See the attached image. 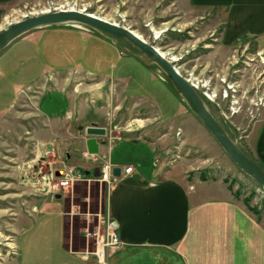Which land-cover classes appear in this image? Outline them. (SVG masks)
<instances>
[{
    "label": "rangeland",
    "instance_id": "obj_1",
    "mask_svg": "<svg viewBox=\"0 0 264 264\" xmlns=\"http://www.w3.org/2000/svg\"><path fill=\"white\" fill-rule=\"evenodd\" d=\"M61 7L91 13L139 33L149 45L166 54V59L184 78L197 86L196 90L206 98L209 110L225 127L231 138L245 153L252 155L255 132L264 121V41L246 37L227 48H221L219 37L222 27L213 31L215 18L212 19V15H207L209 12L204 10L198 12L185 10L181 4H177V0H27L0 14V32L25 17L41 14L46 9H50L51 12L59 11ZM74 28L93 32L89 28L77 25ZM16 41L1 53V59L7 55V61H10L11 56L13 58L19 56L15 52L18 45H23L25 51L36 47V42L32 40L26 45L24 39L15 44ZM78 41L83 45L90 43L78 37L68 40V43L73 48ZM56 43L57 46L62 44L66 46L64 39L60 41L58 39L54 42ZM118 48L125 58L119 57V53L117 56L111 53L103 62H99L101 47L97 46L94 49L92 46L88 51V59L97 64L96 67L104 70L114 64L112 71L114 70V78L117 80L115 82L123 87L128 85L127 96L131 97L128 98V105L133 102L139 103L140 111L137 112L136 108L133 115L127 106L115 108L113 125L116 130L113 134L120 140H115L111 144L115 162L119 165L130 164L140 167L146 161L143 150L145 146L140 147L126 137L135 130L132 137L136 138L142 132L138 129L140 126L154 122L152 120L151 123H146L145 120L154 117L156 111L165 116L166 109L172 110L177 107L178 113L181 98L158 69L154 66L151 67L154 71L146 68L129 53ZM1 64L0 62V69ZM16 65L20 68L18 63ZM30 68H33L32 73L35 72V75L40 70L38 65H30ZM3 75L0 74V264H7L17 257L13 255V249L17 248L19 228L24 225L23 223L18 227L20 216L35 214L43 202L47 205L42 211L49 212L48 216L58 213L63 204L67 214L65 229L67 247L95 261V242L94 239L87 238L86 233L97 231L99 214L105 211L108 192V187L104 183L91 181L93 171L97 168L96 158L82 153L77 144V147L75 144L71 145L70 150L77 151L70 153L71 162L65 159L66 156L59 157L58 154L63 153L58 149V143L62 138H59L58 143L54 141L53 145L50 143L53 138H45L46 132H42L41 129L37 132L32 131L31 118L35 112L32 103L42 98L40 92L42 82L27 80L17 73L9 77L7 82ZM54 78L56 79L55 76ZM62 79L57 80L59 82L57 83L51 78L48 88L54 87L56 90L64 83ZM96 82L92 77L83 78L76 75L69 85V91L76 89L85 91L82 97L88 102L89 119L93 118V113H99L96 103L102 101L100 92L99 94L97 92L102 85L96 86L94 84ZM16 85L18 86L15 87ZM149 93L154 95L155 102L158 99V104L150 105L142 98L144 95L149 96ZM53 98L60 101L58 96ZM47 102L50 103L49 100ZM116 105L115 102L113 108ZM57 107L53 110H57ZM31 108L33 113L30 112ZM183 110L187 113L178 118L180 125H177L184 128L180 131L177 127V149L175 148L177 153H174V158L170 155L165 157L169 158L165 171H171L176 165L177 171L181 172L178 174L185 176V180L190 176L191 184L198 183L199 180L215 184L214 186L219 188H229L248 210L252 212L263 210L262 187L234 164L187 106L183 107ZM130 117L135 120L133 126L128 125ZM78 126L76 122L70 121L71 136L68 139L72 144L78 140L76 137L80 138L81 144L82 138H86L84 131L77 130ZM149 138L156 140L157 135ZM60 146L63 150L64 146ZM163 155L166 156V152ZM82 159L86 161L82 162ZM81 163L84 167H79L86 172L82 173L85 177L82 180L75 179L72 186L59 187L62 176L59 170L65 165L72 168L74 164ZM57 195H60V198H56ZM28 223L30 222L25 221L26 225ZM46 224H55L54 218L49 217ZM100 232L104 234L102 229ZM16 251L18 252V248ZM116 251L117 249H110L107 260L109 254Z\"/></svg>",
    "mask_w": 264,
    "mask_h": 264
},
{
    "label": "crops",
    "instance_id": "obj_2",
    "mask_svg": "<svg viewBox=\"0 0 264 264\" xmlns=\"http://www.w3.org/2000/svg\"><path fill=\"white\" fill-rule=\"evenodd\" d=\"M26 1L0 0V14ZM177 4L188 11L209 12L207 15L215 18L213 31L222 27L219 37L221 48H227L246 37L264 41V0H177ZM75 37L90 43L83 45L78 41L72 48L68 40ZM22 39L25 45L29 40L35 41L36 47L25 51L23 45L16 46L15 52L19 56H11L10 61H7V55L4 59L0 58V74H4L7 82L16 73L27 80L42 82V98L32 103L35 112L32 108L30 110L34 112L31 118L32 131L41 129L46 132L45 138H53L50 142L53 145L54 141L58 143L59 138H62L58 149L63 153L58 155L66 156L65 159L71 162L70 153L77 152L76 149L70 150L71 145H78L82 153L88 152L85 145L87 137L82 138L83 144L80 138L76 137L78 140L73 144L68 139L71 136L70 121L85 127L95 123L107 129V136L101 139L105 144L100 147V157L109 156L110 163L121 169L128 166L134 168L132 174H122L108 188L105 213L115 222L122 241L121 247L109 254L108 264H264V209L255 212L248 210L229 188H219L215 184L199 180L198 183L191 184L190 176L185 180V176L178 174L181 172L177 171L176 165L171 171H165L169 159L165 157L170 155L174 158L177 153V127L180 131L184 128L178 126L179 119L187 113L183 110V101L182 104L179 101L178 113L176 107L166 109V117L156 111L154 117L147 118L146 123H151L152 120L154 122L140 126L138 129L142 132L136 138L132 137L135 130H130L133 132L126 139L145 146L143 150L146 161L140 167L119 165L112 156L111 143L120 140L113 134L116 130L113 125L114 114L116 109L127 106L133 115L136 108L137 112L140 111V106L138 102L128 105V98H131L127 96L128 85L123 87L115 82L117 80L114 78V70L112 71L114 64L106 70L96 67L97 64L88 59V51L92 46L94 49L100 46L99 62H103L111 53L116 56L119 53V57L123 58L126 56L116 44L99 34L71 26L35 30L20 37L15 44ZM58 39H64L66 46L54 44ZM30 65L39 66L38 74L32 73L34 70ZM48 66L53 68L49 69ZM145 67L154 71L151 67ZM76 75L92 77L97 81L94 83L96 86L102 85L97 91L102 99L96 103L99 113H93L92 119H89L88 102L82 97L85 91H69V85ZM51 78L55 81L64 78V83L56 90L54 87L48 88ZM53 96H58L60 101ZM142 98L150 105L158 104V99L155 102L151 93ZM115 102L117 105L113 108ZM56 106L57 110L54 111ZM131 117L128 125L133 126L135 120ZM152 135H157L156 140H150ZM253 140L252 155H248L264 167V121L258 126ZM60 145L64 146L63 150ZM164 152L166 156L163 155ZM79 166L84 167L82 163L73 165L81 173H86ZM45 205L47 204L43 202L35 214L22 215L18 219V227L24 223L18 231V255L7 264H97L88 256L67 247V214L63 204L60 206L61 210L51 216H48L49 212L42 211ZM49 217L54 218L55 224H46ZM25 221L30 223L26 225Z\"/></svg>",
    "mask_w": 264,
    "mask_h": 264
},
{
    "label": "water",
    "instance_id": "obj_3",
    "mask_svg": "<svg viewBox=\"0 0 264 264\" xmlns=\"http://www.w3.org/2000/svg\"><path fill=\"white\" fill-rule=\"evenodd\" d=\"M63 25H77L86 27L103 38L135 57L147 67L154 66L169 81L172 88L180 96L188 109L203 123L218 144L222 147L234 164L248 177L262 187L264 192V167L247 155L244 150L231 138L226 129L209 110L202 95L192 83L184 78L176 67L169 62L155 47L137 37L133 31L115 25L99 17H91L89 13L72 11H54L40 15H32L11 24L0 32V54L20 37L41 28ZM77 130L84 131L85 145L89 155H98L100 147L105 144L101 139L107 136V129L92 123L89 126H78ZM100 175L97 167L93 177ZM121 168H114L113 176L119 177ZM56 198H60L57 195Z\"/></svg>",
    "mask_w": 264,
    "mask_h": 264
},
{
    "label": "built area",
    "instance_id": "obj_4",
    "mask_svg": "<svg viewBox=\"0 0 264 264\" xmlns=\"http://www.w3.org/2000/svg\"><path fill=\"white\" fill-rule=\"evenodd\" d=\"M194 88L196 89L197 86L195 84H192ZM227 94V92H226ZM93 158H96L95 163L97 164L96 167L100 169V175L99 177L95 178L92 177L91 181H98L100 183H104L108 188H111L114 183L118 180V178L121 177L122 174H132L134 172V168L132 166L125 167L121 169V175L119 177L113 176V170L114 168H117L116 166L112 165L110 163L109 156L103 155L100 157V155H90ZM62 174L60 180H59V187H68L69 185L72 186L74 180H82L85 176H82L83 174L78 171L76 168L68 167V165H65L62 169L59 170ZM94 179V180H93ZM36 211V210H35ZM100 221L99 226L97 228V231L95 232H87L86 237L94 239L95 246H96V252L94 253L95 261L97 264H108L107 260V254L110 252V249H118L122 245V241L120 239V236L117 232V227L114 221H112L109 216L105 213V211L100 215ZM101 229L103 230L104 234L101 233ZM16 247L13 249V255H18V252L16 251Z\"/></svg>",
    "mask_w": 264,
    "mask_h": 264
},
{
    "label": "bare ground",
    "instance_id": "obj_5",
    "mask_svg": "<svg viewBox=\"0 0 264 264\" xmlns=\"http://www.w3.org/2000/svg\"><path fill=\"white\" fill-rule=\"evenodd\" d=\"M60 9L63 10V11H69V10L75 11V8H71V7H69V8L61 7ZM49 10H50V9H46V10L42 11L41 14L51 12V11H49ZM38 15H40V14H38ZM89 16H91V17H97L96 15H93V14H91V13H89ZM99 18H100V17H99ZM103 20L108 21L106 18H104ZM108 22H110V21H108ZM110 23H113V22H110ZM113 24L117 25L116 23H113ZM70 26H72V27H76L75 25H70ZM133 33H134L137 37L143 39L139 33L134 32V31H133ZM143 40H144V39H143ZM157 50H158V49H157ZM158 51H159V52H160L165 58L167 57V55L164 54V53H162V51H160V50H158ZM0 55H1V54H0ZM176 69H177V68H176ZM177 70H178V69H177ZM179 73H180V72H179Z\"/></svg>",
    "mask_w": 264,
    "mask_h": 264
},
{
    "label": "trees",
    "instance_id": "obj_6",
    "mask_svg": "<svg viewBox=\"0 0 264 264\" xmlns=\"http://www.w3.org/2000/svg\"><path fill=\"white\" fill-rule=\"evenodd\" d=\"M203 97V96H202ZM203 99L206 101V98L205 97H203ZM183 104L185 105V103L183 102ZM186 106V105H185ZM225 128V127H224ZM247 154V153H246ZM248 155V154H247Z\"/></svg>",
    "mask_w": 264,
    "mask_h": 264
}]
</instances>
